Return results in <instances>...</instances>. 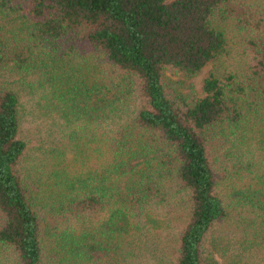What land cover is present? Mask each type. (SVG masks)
<instances>
[{
	"label": "trees",
	"instance_id": "trees-1",
	"mask_svg": "<svg viewBox=\"0 0 264 264\" xmlns=\"http://www.w3.org/2000/svg\"><path fill=\"white\" fill-rule=\"evenodd\" d=\"M149 251L264 264V0H0V264Z\"/></svg>",
	"mask_w": 264,
	"mask_h": 264
},
{
	"label": "rangeland",
	"instance_id": "rangeland-1",
	"mask_svg": "<svg viewBox=\"0 0 264 264\" xmlns=\"http://www.w3.org/2000/svg\"><path fill=\"white\" fill-rule=\"evenodd\" d=\"M238 59L237 55L234 56L231 61H236ZM234 61V62H235ZM215 63H209L196 77L187 78L183 74L169 72L167 76L169 78L168 82H170L171 87L175 89V87L180 91L182 95L189 100H198L204 96L203 86L204 82L209 76V74L214 69ZM30 106V104L28 105ZM29 125V123H27ZM211 248V247H210ZM140 259H134L131 261H127L124 257L118 256L117 264H160L156 256L150 255V251L141 252L139 254ZM103 264H107L104 262ZM112 264V263H111Z\"/></svg>",
	"mask_w": 264,
	"mask_h": 264
}]
</instances>
